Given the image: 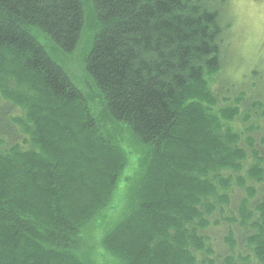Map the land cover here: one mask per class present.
Returning a JSON list of instances; mask_svg holds the SVG:
<instances>
[{"label": "trees", "instance_id": "obj_1", "mask_svg": "<svg viewBox=\"0 0 264 264\" xmlns=\"http://www.w3.org/2000/svg\"><path fill=\"white\" fill-rule=\"evenodd\" d=\"M224 2L0 0V264H264V88L220 74ZM85 37L129 183L58 60Z\"/></svg>", "mask_w": 264, "mask_h": 264}, {"label": "rangeland", "instance_id": "obj_2", "mask_svg": "<svg viewBox=\"0 0 264 264\" xmlns=\"http://www.w3.org/2000/svg\"><path fill=\"white\" fill-rule=\"evenodd\" d=\"M220 10L223 16V23L226 26L224 38L225 61L220 74L223 78L228 79L232 85H237L240 80L250 76L249 78L253 82L258 83V87L264 88V0H227ZM86 42L87 39L85 37L72 56H60L58 60L61 62L60 64L64 67L73 83L82 91L88 103L92 104L94 116L99 119L100 123L106 127L111 135L116 137L115 139L123 148L131 153L130 167L128 166L124 177H122V181L127 180V183H129L141 164L142 156L134 153L135 150L130 146L128 135L126 133L123 134L118 127L112 125L104 116L100 98L94 87L86 79L81 63ZM252 72H254V75L251 74ZM216 87L217 82L213 80L211 88L215 90ZM4 105L5 102L0 98V106ZM9 109L8 115L10 118H16L20 115L18 108L9 107ZM257 125L256 128L260 127V130L263 128L262 131L256 133L257 137H264V123L257 121ZM121 193H123V187L121 188L119 186L115 200L117 202L121 201L120 208L125 204L124 198L122 199L119 196ZM239 195V192H236L233 201H237ZM118 212V209L117 212H112L113 215L111 218L102 222L96 228L92 237H100L105 227L115 219L114 215ZM208 235L216 250L220 252L228 251L222 240L224 235L223 228L209 230Z\"/></svg>", "mask_w": 264, "mask_h": 264}]
</instances>
